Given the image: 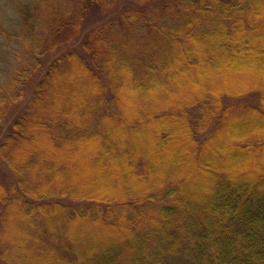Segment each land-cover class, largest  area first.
Returning a JSON list of instances; mask_svg holds the SVG:
<instances>
[{"label":"trees","instance_id":"obj_1","mask_svg":"<svg viewBox=\"0 0 264 264\" xmlns=\"http://www.w3.org/2000/svg\"><path fill=\"white\" fill-rule=\"evenodd\" d=\"M18 12L0 264H264V0Z\"/></svg>","mask_w":264,"mask_h":264},{"label":"rangeland","instance_id":"obj_2","mask_svg":"<svg viewBox=\"0 0 264 264\" xmlns=\"http://www.w3.org/2000/svg\"><path fill=\"white\" fill-rule=\"evenodd\" d=\"M30 0H0V27L8 34V38H11L10 41H8L7 37L2 35L0 32V78H3L5 76V72H8L11 70V64H15L17 62V57L19 59L20 52L18 51H24V46L25 43L23 42L22 39L18 40L16 38H12L14 34L19 33V25H18V18H19V12L18 8L24 3H27ZM63 3L58 6V8H61ZM29 42V41H28ZM29 45V44H28ZM47 60V59H46ZM47 62H49L47 60ZM11 72V71H10ZM2 80L0 79V86L2 85ZM29 97V96H28ZM243 101H246V98L243 99ZM241 101V104H246V102ZM231 102V105H234L235 107V114L231 116V118H234L237 116V112H240L241 110H236L240 109L242 105H237L240 104L237 102V100L234 101H229ZM24 102H20L19 106L22 105ZM13 116V115H12ZM3 129H0L2 131ZM252 162L256 167H260L259 169L253 168V164L251 166H247L245 168V171L248 172H255L258 176H260L262 179H264V166L261 167V164L258 162V159L256 156H252ZM1 170L4 172H7L5 166L1 164ZM239 172H241V168L238 169ZM242 171H244L242 169ZM244 171V172H245ZM7 174V173H6ZM249 174H247V177ZM7 177H10L7 175ZM11 178V177H10ZM255 181V180H254ZM259 188H264L263 186H260Z\"/></svg>","mask_w":264,"mask_h":264}]
</instances>
